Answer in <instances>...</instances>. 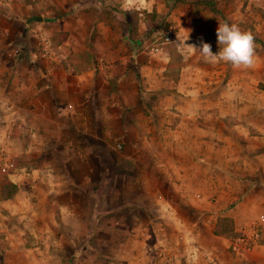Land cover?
Listing matches in <instances>:
<instances>
[{"label":"crops","instance_id":"obj_1","mask_svg":"<svg viewBox=\"0 0 264 264\" xmlns=\"http://www.w3.org/2000/svg\"><path fill=\"white\" fill-rule=\"evenodd\" d=\"M170 19L180 25L192 22L198 31H208L211 35L218 28L197 20L196 14L192 13H185L182 17L175 11L168 16ZM112 25L113 22L99 25L101 30L96 32L98 39L95 38L93 43L86 40L87 33H82V39L73 43L71 29L77 28L72 24L69 27L63 25L60 34L64 39L60 45L66 53L64 59L58 61V57L54 59L55 63L43 60L34 63L32 58L23 60L19 63L21 78L16 77L19 81L12 78L11 87L1 91L5 101H11L12 108L29 109L32 116V125H28L27 130L29 164L36 165V169L32 167L35 178L39 176L41 182L50 183L53 174L48 169L44 174L42 166L49 156L43 152L57 149L65 152L70 148L66 144L67 135L77 149L97 148L105 140L101 135L105 130L104 133L112 138L106 140L115 145L121 136L119 131L124 132V125L128 124V140L125 142L132 150L128 161L135 165V174L128 176L131 178L128 182L136 190L128 192L132 197L128 206L129 210L141 211L144 215L148 213L142 233L146 239L154 235L155 241L148 246L154 248L153 255L142 251L138 257L130 251L132 253L128 252L127 258L122 259L128 262L122 264H264V137L252 134L257 130L256 116L253 109L244 105L242 88L237 81L229 79L225 84L227 90L215 95L212 89L223 80L216 75L220 66H213L214 72H209L210 64L198 53L193 55L199 61L187 66L180 63V70L169 75L166 70L175 51L169 53L166 48L160 62L140 59L141 52L135 54L129 43H119L114 38L116 30ZM219 50L217 47L216 53ZM128 52L133 61H128ZM193 67L209 73L200 75L191 70ZM31 68L35 69L34 75L37 76L34 83L40 82L39 85L26 80L32 78ZM135 68H138L139 79L132 78V69ZM127 69L128 73L131 72L128 83L123 79ZM147 100H151L150 108ZM0 114L4 113L0 111ZM102 117L106 118L102 120ZM119 117L124 118L117 123L120 128H112L111 123H116ZM22 121L23 124L26 122ZM102 122H105L104 127ZM86 136L92 140L85 144ZM11 139L18 142L22 136ZM64 157L57 159V165L65 172L61 173L62 177L83 176L77 169L66 171L69 157ZM78 160L79 156L76 163ZM14 175L11 172L8 178L17 190L11 197H3L5 201L15 200L23 193L21 177ZM55 175L59 183V175ZM41 182L37 184L40 187ZM35 189L40 194L35 197V202L28 204V207L32 204L30 212L34 219L42 210L55 213L54 201L39 209L41 194L54 197L55 192L45 186L41 187L42 190ZM181 205L192 210L195 217L192 223H185L176 216ZM28 211L25 208L24 212ZM133 216L135 214L129 215ZM68 218L61 217L56 228L66 224ZM52 223L49 224L50 230ZM252 223L258 229L257 242L249 249L232 250L230 246L234 238L240 233H250ZM129 224L128 228H132ZM136 235L130 234L131 237ZM109 237L117 243L121 241L112 234ZM52 238L50 235L44 240L51 242ZM170 242L174 243V250L166 247ZM105 248L103 246L102 250ZM22 254L20 252L17 256ZM97 259L89 258L90 261Z\"/></svg>","mask_w":264,"mask_h":264},{"label":"rangeland","instance_id":"obj_2","mask_svg":"<svg viewBox=\"0 0 264 264\" xmlns=\"http://www.w3.org/2000/svg\"><path fill=\"white\" fill-rule=\"evenodd\" d=\"M97 1L0 0V111L4 113L0 114V186L2 181L9 179V173L13 172L15 174L13 177H21L23 188V193L15 200L5 201L2 199L3 194L0 193V264H122L128 262L122 259L127 258L130 251L134 252L130 253L135 256L143 252L154 254V248L148 246L155 241V236L146 239V235L142 233V225L145 224L148 213L144 215L141 211L129 210L128 206V201L132 199L128 192H136L128 182L131 180L128 176L135 174V165L128 161V154L132 150L125 142L128 140V124L124 125V132L119 131L121 136H118L115 145L110 143L111 137L103 130L101 135L105 140H102V145L97 148L77 149L67 135L66 144L70 148L65 152H61L60 149L43 152V155L49 156L47 163L42 164L43 173L46 174L48 169L53 174L50 175L49 184L41 182L39 176L35 178L36 172L33 168L36 169V165L29 164L27 129L28 125H32V116L28 113L29 109L21 111L18 107L12 108L11 101H5L6 97L1 91L11 87L12 78L13 80L21 78L19 63L23 60L32 58L34 63L39 61L42 63V60L55 63L58 57H60L58 61L64 59L63 55L66 53L60 45L64 39L60 34L63 25L69 27L72 24L77 28L71 29L74 33L73 43H78L82 39V33H87L86 40L93 43L95 38L98 39L96 32L101 30L99 25L106 26L113 22L112 28L116 30L114 38H117L119 43L121 41L123 44L129 43L135 54L141 52L140 59L160 62L163 61L166 48L169 53L175 51L176 54L171 56L166 70L169 75H175L181 64L187 66L200 60L197 59V54L194 56L181 46L180 42L186 30H191L186 44H199L202 37L204 42L212 46L214 54L219 45L216 30L214 35L208 31L201 33L192 22L187 21L180 25L175 20H168V16L175 11L182 17L185 13L196 14L197 20H204L208 24H213L215 28L223 22L238 24L242 30L250 31L255 38L254 64L250 68H236L226 62H206L210 64L208 67L211 73L214 72L213 66H220L216 69V75L223 77L220 85L212 90L218 95L223 89L227 90L225 84L229 79L237 81L244 92V105L255 112L254 124L257 130L252 134L264 137V0ZM36 16H40L41 20H36ZM184 26L186 28L183 30ZM92 43L87 42V45L93 46ZM182 52L185 54L181 56ZM128 54V61H133L130 60L129 52ZM31 70L34 75L35 69ZM191 70L200 75L209 73L203 72L200 67H193ZM128 74L131 72L128 73L127 69L123 75L126 83ZM33 75L31 79L26 80L36 82L37 76ZM132 75L133 79H139L138 68L132 69ZM34 84L39 85L40 82ZM126 93L128 94V86ZM150 101L146 102L149 108ZM105 118L102 117V120ZM23 119L26 121L24 124ZM121 121H124L123 117H119L116 123H111L110 126L119 129L121 125L117 123ZM126 121L128 122V117ZM101 124L105 126V122ZM20 125L21 129H18ZM258 129L263 132H258L261 131ZM9 135L12 138L20 135L22 139L15 142L11 137L8 138ZM91 140L92 137L86 136L85 144ZM76 150H79L78 155ZM66 153L69 155L66 156ZM61 157H69V163L65 164L66 171L77 169L76 171L82 172L83 176L76 177L74 174L76 178L62 177V174H65L64 169L57 165V159ZM137 172L139 174L138 170ZM55 174L59 175V183L55 180L57 178ZM40 182L41 187L53 190L55 195L44 197L41 194L39 209H42L43 205L49 206L50 202L54 201L57 210L55 213L42 210L34 219V214L30 212L32 204L29 207L28 204L30 201L35 202V197L40 194L35 189L42 190L37 185ZM135 186L139 188L138 184ZM172 198L175 197L170 199ZM25 208L29 210L26 213ZM133 214L135 216L129 217ZM63 216L69 217L66 224L56 228L58 227L56 222ZM176 216H180L185 223H192L195 219L192 210L183 205L179 207ZM128 222L132 228H128ZM36 223L38 224L35 228ZM50 223L53 226L51 230ZM130 229L132 234L137 235L131 237L128 231ZM109 234L120 239V243L111 240ZM50 235L53 237L51 242L45 241L44 239H48ZM103 246L106 247L104 250ZM166 247L172 250L174 243L170 242ZM109 251V254L104 253ZM20 252L23 256H17ZM90 257L99 259L90 261ZM214 260L216 262L217 259Z\"/></svg>","mask_w":264,"mask_h":264},{"label":"clouds","instance_id":"obj_3","mask_svg":"<svg viewBox=\"0 0 264 264\" xmlns=\"http://www.w3.org/2000/svg\"><path fill=\"white\" fill-rule=\"evenodd\" d=\"M131 2V0H130ZM190 29L186 30L181 46L190 54H199L210 63L226 62L233 67L250 68L255 60V38L250 31L242 30L236 23H219L216 29L218 53H213L211 45L200 38L199 44H186Z\"/></svg>","mask_w":264,"mask_h":264},{"label":"built area","instance_id":"obj_4","mask_svg":"<svg viewBox=\"0 0 264 264\" xmlns=\"http://www.w3.org/2000/svg\"><path fill=\"white\" fill-rule=\"evenodd\" d=\"M258 234L257 226L252 223L251 232H244L237 235L232 241L230 248L234 251L249 249L254 243L257 242Z\"/></svg>","mask_w":264,"mask_h":264},{"label":"trees","instance_id":"obj_5","mask_svg":"<svg viewBox=\"0 0 264 264\" xmlns=\"http://www.w3.org/2000/svg\"><path fill=\"white\" fill-rule=\"evenodd\" d=\"M0 189L1 193L3 194L2 197L9 198L16 192L17 186L13 184L9 179H6L5 181H2ZM6 190H8V192H4Z\"/></svg>","mask_w":264,"mask_h":264},{"label":"water","instance_id":"obj_6","mask_svg":"<svg viewBox=\"0 0 264 264\" xmlns=\"http://www.w3.org/2000/svg\"><path fill=\"white\" fill-rule=\"evenodd\" d=\"M38 20H41V18H40V17H38Z\"/></svg>","mask_w":264,"mask_h":264}]
</instances>
